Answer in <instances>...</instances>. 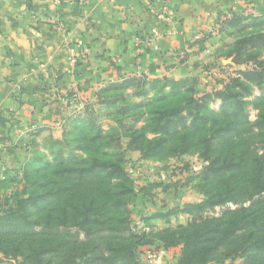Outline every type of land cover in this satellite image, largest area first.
Returning <instances> with one entry per match:
<instances>
[{"label": "trees", "instance_id": "trees-1", "mask_svg": "<svg viewBox=\"0 0 264 264\" xmlns=\"http://www.w3.org/2000/svg\"><path fill=\"white\" fill-rule=\"evenodd\" d=\"M219 30L242 35L226 56L239 69L220 90L200 93L193 77L125 78L100 89L98 110L85 106L86 115L72 117L61 139H46L49 154L37 150L27 159L22 176L12 177L25 183L23 191L0 199L5 259L141 264V249L154 246V253L177 249L176 264H264V15L234 14ZM255 89L261 94L249 101ZM250 106L258 112L254 121ZM99 111L114 117L122 134L106 131ZM128 150L147 160L199 154L205 166L185 184L196 182L204 200L144 220L188 214L187 226L140 231L133 224L129 204L137 191L125 167ZM228 205L236 208L207 215Z\"/></svg>", "mask_w": 264, "mask_h": 264}, {"label": "crops", "instance_id": "crops-1", "mask_svg": "<svg viewBox=\"0 0 264 264\" xmlns=\"http://www.w3.org/2000/svg\"><path fill=\"white\" fill-rule=\"evenodd\" d=\"M72 1L0 0L1 155L18 139H59L64 116L109 84L185 78L221 21L264 15V0Z\"/></svg>", "mask_w": 264, "mask_h": 264}, {"label": "rangeland", "instance_id": "rangeland-1", "mask_svg": "<svg viewBox=\"0 0 264 264\" xmlns=\"http://www.w3.org/2000/svg\"><path fill=\"white\" fill-rule=\"evenodd\" d=\"M240 36L242 35H237L234 31L221 33L219 26L212 33L204 35L205 41L203 42V46L206 51L198 54V56L192 57L189 65L193 66V70L186 74V77L197 78V87L200 93L203 91L212 92L220 90L222 84L227 83L228 79L235 75V71L239 68L235 67L231 59H228L226 56L229 51L228 46H232ZM207 45L209 46L208 49H206ZM200 49L201 45L200 47L198 46V52ZM132 92L133 90L129 93ZM260 94V91L255 89L249 101L260 96ZM130 101L140 103L144 100L132 97ZM89 103V105H84L83 113L78 116L86 115L85 106H89L93 111L98 110L99 106L96 105L95 99ZM211 108L217 111L219 109V102L214 103ZM248 112L251 121H254L258 112L252 106L248 108ZM71 113L74 112L72 111ZM99 116L101 117V124L106 131L112 128L114 129V134H122L118 130V122L114 117H105L106 112L104 111H99ZM64 119L65 121L60 122L59 131L61 137L59 139L62 138L65 130L72 129L69 122L71 119H69V114L65 115ZM49 138H42L40 142L30 138L18 139L17 149L4 151L3 155L0 153V199L13 196L23 191L25 183L20 178H18L20 180L18 183L12 182V177L22 176V171L19 170L25 166L27 159L31 158V155L35 151L43 150V154H49V152L43 149L45 139ZM125 160L126 170L133 179L137 191V196L129 204L133 224L140 231L144 228L146 231H149L151 228L154 231H160L168 228L187 226L192 219V216L188 214L178 213L172 215L169 219H152L149 224L145 223L144 220L155 213H168L174 209H182L187 204H196L204 200V196L198 190L196 182L189 185L185 184L188 177L199 174L205 166V163L199 158V154L192 153L176 158L147 160L142 158L139 151L128 150L125 153ZM187 169L188 173L186 172ZM13 202H10L9 207L13 206ZM5 208V204L3 202L1 203L0 200V211ZM235 208L233 205L218 207L214 211L207 213V215L210 217H218L225 209L234 210ZM152 249H154V246L141 249L139 255L141 264H152L147 259V255L153 251ZM155 253L157 259L153 264H156L159 258L163 259V261L165 260L166 264H176L177 249L170 251L160 250ZM164 253H167V255L164 256ZM0 257L3 258L6 264H16L11 259H5L1 254ZM214 264H243V260H227L223 263L214 261Z\"/></svg>", "mask_w": 264, "mask_h": 264}, {"label": "built area", "instance_id": "built-area-1", "mask_svg": "<svg viewBox=\"0 0 264 264\" xmlns=\"http://www.w3.org/2000/svg\"><path fill=\"white\" fill-rule=\"evenodd\" d=\"M145 4H149V1L148 0H142ZM169 1L170 0H164V2H165V4H168L169 3ZM72 2H76V0H73ZM167 12L166 11H164L163 13H160L159 15H158V19L160 20V21H168L169 19H168V17H167ZM140 43V39H137V45ZM147 259L153 264L155 261H156V259H157V255H156V253H152V252H150V253H148V255H147Z\"/></svg>", "mask_w": 264, "mask_h": 264}]
</instances>
